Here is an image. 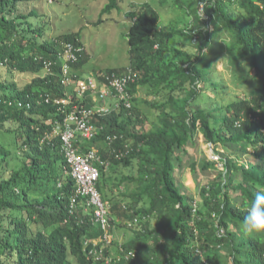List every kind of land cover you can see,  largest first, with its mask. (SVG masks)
Instances as JSON below:
<instances>
[{
    "label": "trees",
    "instance_id": "1",
    "mask_svg": "<svg viewBox=\"0 0 264 264\" xmlns=\"http://www.w3.org/2000/svg\"><path fill=\"white\" fill-rule=\"evenodd\" d=\"M36 1L0 0V68L4 75L33 76L20 84L0 71V264H115L119 250L129 252V258L118 264H264V234H242L239 224L246 213L237 206L264 188V0H208L202 13L201 0H173L194 16L191 29L160 27L159 13L148 1L126 13L132 19L126 34L129 66L137 74L126 89L131 108L102 116L98 124L103 129L94 139L78 138L84 149L100 147L111 172L119 165L123 173L135 170L119 175L120 183L129 184L124 210L118 209L119 199L109 198L112 208L104 214L109 232L123 230L120 247L106 242L93 204L81 196L71 201L75 180L60 138L45 136L52 129L46 119L56 104L37 100L40 93L63 92L56 83L58 54L72 45L78 55L72 72L84 80L90 73L83 72L88 56L80 49L79 31L39 40L38 28L29 23V16L41 15ZM118 1L108 0L101 13L120 11ZM185 33L197 44L191 43L193 51L168 44L175 34ZM226 51L248 63L256 86L226 103L214 96L203 100L198 83ZM109 71L123 70L95 69L93 75L101 84ZM211 82L206 85L212 87ZM140 88L153 99L141 101L136 96ZM144 104L153 119L140 107ZM114 133L112 147L104 148L102 140ZM199 134L214 146L217 160L186 157ZM119 151L122 156L116 155ZM186 167L196 175L215 170L212 179L198 185L197 196L178 181L177 173ZM102 177L96 187L108 196ZM115 181L112 188L119 185Z\"/></svg>",
    "mask_w": 264,
    "mask_h": 264
},
{
    "label": "rangeland",
    "instance_id": "2",
    "mask_svg": "<svg viewBox=\"0 0 264 264\" xmlns=\"http://www.w3.org/2000/svg\"><path fill=\"white\" fill-rule=\"evenodd\" d=\"M107 1L108 0H37L35 5L38 8V14L41 15L37 17L33 15L29 16V23L38 28L37 35L39 40H41V37L51 39L63 32L79 31L82 37L81 40L83 42L84 51L89 58L83 68L84 73H90L95 69L117 67L120 70H125L127 67H130L129 45L126 34L128 33L132 19L128 18L126 13L140 2L148 1L152 4V7L158 11L160 16V27H164L167 30H170L172 27L180 28L190 26V29L193 27L192 23L194 16L191 13L186 14L183 10L179 9L174 4L173 0H119L120 11L101 13V9ZM201 9L202 8H200V10ZM212 28V25H209L208 29L211 30ZM194 30H197V27ZM42 33H44L43 36H41ZM194 35L196 38V34ZM220 35L226 36L224 32H220ZM173 37L174 38L168 43L172 47L193 51L191 47L193 45L190 43L188 34H175ZM222 38L223 37L220 38V41L223 40ZM214 44L216 45V42ZM222 57H224V59L220 60ZM248 68L247 62L244 60H235L232 53L228 51L221 53L220 56L213 59L211 71L205 69L204 82L198 83V86L202 90V99L205 100L207 96L211 98L214 96V99L220 98L222 103H226L236 97L244 98L246 94H248V91L253 88L254 83L256 86V78L247 73ZM3 70L4 69L1 67L0 71L2 75H4ZM3 78L22 84L23 82L32 80L33 76L28 77L25 76V74H17V72L14 71V73H5ZM210 79L212 81V87L206 85V82H209ZM217 90H220V92L218 93ZM136 96L142 98L140 99L142 101L145 99L152 100L154 95L144 88H140ZM212 105L215 106V103ZM206 106L208 107L209 105L207 104ZM140 107H143L147 115L149 113V120L153 119L154 113L152 109H149L145 104ZM146 124V128H148L149 122ZM104 145L103 142L102 146L105 148ZM213 148L214 146L205 143L199 134L196 144L189 146V153L186 157H194L200 162L204 158L216 160L219 155L214 152L215 150ZM218 150L224 152L222 147L218 148ZM221 165L222 164L219 162L217 164L218 168L221 169ZM117 168L116 171L111 172L110 167V169L105 172L101 181L106 182L104 185L106 187L105 190L109 193L107 198L119 199L121 201L119 205L121 206L118 209L124 210L125 201L123 195L124 192L129 193V191H126V187L129 186V184L126 181L120 183L119 179L120 176L132 174L135 170L133 168H127L123 173L120 171L123 170L124 167L119 165ZM215 174L214 169H208L204 172L198 171L196 175L186 167L184 171L177 173V177L178 181L183 183L182 185L185 190L197 196L198 185L200 183L203 184L208 179H212ZM113 178L116 179L115 182L119 183V185L112 188ZM112 194L116 195L113 196ZM128 201L129 200H127V202ZM109 203L111 205V202ZM115 213H118V210H116ZM114 215L117 219V214ZM108 220L109 217H106L104 226L102 227L105 230L104 237L106 242L110 243L114 241L118 243L116 247H120L124 241L123 230L118 228L115 230L114 234L108 232ZM121 254L122 251L119 250L117 257Z\"/></svg>",
    "mask_w": 264,
    "mask_h": 264
},
{
    "label": "clouds",
    "instance_id": "3",
    "mask_svg": "<svg viewBox=\"0 0 264 264\" xmlns=\"http://www.w3.org/2000/svg\"><path fill=\"white\" fill-rule=\"evenodd\" d=\"M159 26L160 25H158V27ZM191 43L194 46L197 45L196 43H193V42ZM80 49L81 51H84V46H82ZM63 52L64 51L58 54L59 59H60L59 64H61V66L60 68L58 67L59 73L56 79L57 80L56 83L59 86L63 87V92L61 93L55 92L54 94H51L49 92L40 93L39 94L40 98L37 100V104H41L43 101L46 103L52 102L53 104H56L54 114L50 115L46 119L47 122L52 123V129L51 131L47 132L45 136L55 134L60 138V142H61L60 149H61V153L63 154L65 161H67V157H66V154L63 148V140L61 138V134L66 129H69L72 132L73 136L71 137V143H72V146L75 147L79 153L88 154L89 152L94 151L98 155L101 162H99L98 160H94L93 162V166H95L98 169V178L95 182V187H96L97 181L100 179V177H102L101 176L102 170L106 172L108 169H110V163L104 160V158L101 156L100 147L98 145H94L88 149H84L79 143L78 138H82L83 141L84 139H88V140L94 139V136L97 134V132L103 129V125L98 124L100 123L102 116L104 117V116L110 115L112 111L114 110L131 108L132 104L130 101H128L130 105H126L125 102H122L118 98V96L117 97L115 96V93L112 87L108 84L106 76L112 73H115V72L109 71L105 73L101 84H99L98 81L95 79L93 75V71L90 72V75L87 80L81 79L75 73H73L71 70V64L76 63L78 61V55L74 51L73 53L76 56V59L73 61H68L67 72L65 73L63 70V65L65 61L63 57ZM197 53L198 55L202 54L199 48L197 49ZM223 59L224 57H222L220 60H223ZM130 68L131 67H127L125 70L121 71L120 74H117V73L115 74L122 75L126 73L127 71H129V73L132 76V79H130L129 81L134 82L135 81L134 77L137 76V74L136 72H133L132 69ZM47 72L49 71L45 70L44 74L46 76L50 75V72L49 73ZM128 86H129V83L127 85V88ZM104 91H108L109 95L108 96L106 95V97H102L101 94L104 93ZM20 101L17 102L18 105L21 104ZM73 110L76 111L75 114L78 117L81 115L79 113L80 110H85L87 112L91 111V113L89 114L88 118L85 120L82 126H80L77 123L76 119H71L70 117H68L69 113L71 114ZM117 136L118 135L114 133L111 137L108 135L107 138L103 139L102 141L104 142L105 145L112 147V142ZM75 141L79 144L74 145L73 143H75ZM116 155L122 156L123 152L119 151V153H117ZM70 171L72 175L71 165H70ZM72 177L75 180V191H74L73 196L71 197V201L73 198H77V196H81L85 198L86 201H88L87 197H85L83 194L78 192L77 181L73 175ZM96 190L104 206V209H105L104 214H105L107 213L108 208L111 207L109 203L110 202L109 198H107V195L105 193L104 194L106 196H103V194H101L98 191L97 187H96ZM237 206H242L243 210L246 213V215H244L243 219L241 220L239 224V229L242 232V234H244L245 236H249V237L256 236L259 234H264V188L257 189L253 193L251 199L244 198ZM94 214L96 216L95 207H94ZM133 251L130 254L132 256H134V253H135ZM117 254L114 253V257H113V262L115 264L120 263L122 259L129 258V252L125 253L124 250L122 251V254L119 255L118 257H117Z\"/></svg>",
    "mask_w": 264,
    "mask_h": 264
},
{
    "label": "built area",
    "instance_id": "4",
    "mask_svg": "<svg viewBox=\"0 0 264 264\" xmlns=\"http://www.w3.org/2000/svg\"><path fill=\"white\" fill-rule=\"evenodd\" d=\"M207 1L208 0H201L199 2L200 8H203L204 3ZM73 49L74 47L72 45H67L63 52V57L65 59L63 70L65 73L67 72L68 61H73L76 59V56L73 53ZM106 79L108 81V84L112 87L115 96H118V98L122 102H125L126 105H130L126 98V88L129 83V80L132 79V76L129 71L122 75H116L115 73H112L110 75H107ZM101 95L102 97H106V95H109V92L104 91V93H102ZM75 112L76 111L73 110L71 114L69 113L68 117H70L71 119H76L77 123L80 126L84 124L85 120L91 113V111L87 112L85 110H80L79 113L81 115L78 117ZM72 136L73 134L69 129H66L61 134V138L63 140V148L67 157V161L71 165L72 175L77 181L78 192L87 197L88 201L95 206L96 220H99L101 226L103 227L105 222V217L103 216L105 209L95 187V182L98 178V169L93 166L94 160H98L99 162H101L100 158L94 151L89 152L88 154L79 153L78 150L72 146ZM218 158H216V160ZM74 199L75 198H73L72 201H74Z\"/></svg>",
    "mask_w": 264,
    "mask_h": 264
}]
</instances>
